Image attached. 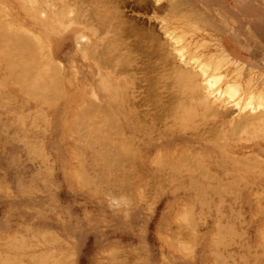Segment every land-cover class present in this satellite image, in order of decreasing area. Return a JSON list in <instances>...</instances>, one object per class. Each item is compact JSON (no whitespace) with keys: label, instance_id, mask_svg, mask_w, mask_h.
I'll use <instances>...</instances> for the list:
<instances>
[{"label":"rangeland","instance_id":"374dc122","mask_svg":"<svg viewBox=\"0 0 264 264\" xmlns=\"http://www.w3.org/2000/svg\"><path fill=\"white\" fill-rule=\"evenodd\" d=\"M26 1L0 2V14L24 22ZM175 1L127 0L119 33L130 46L104 43L99 62L57 43L69 90L44 82L18 45H0V264H264V115L194 98L164 33L185 32L188 55L222 60L243 96L264 92V0ZM108 78L131 118L126 136L104 112L78 111L82 92L87 109L96 92L109 103L98 88ZM91 83L96 92L79 90Z\"/></svg>","mask_w":264,"mask_h":264},{"label":"bare ground","instance_id":"6f19581e","mask_svg":"<svg viewBox=\"0 0 264 264\" xmlns=\"http://www.w3.org/2000/svg\"><path fill=\"white\" fill-rule=\"evenodd\" d=\"M4 1L5 0H2V2L1 1L0 2L4 4ZM56 1L57 0H55V1H52V0H27L26 2H28V5L30 7L29 6L26 7V6H23L22 5L24 7V10L26 11V14L29 15V17H25V21L24 22L19 21L17 17H16L17 19L16 18H12L9 15L10 13L9 14H7V13L4 14L3 13V15H1L2 14L1 12H7L9 10H7L5 8L6 4H4L5 6H3V4H0V7L1 8H4V9H1L0 8V13H1L0 14V42H2V43L3 42H6L5 44H0V45H5V48H6V44H7V46H9V48L8 47L7 48L8 49L12 48L13 50L15 49L14 47H16V45H18L20 47V49H18L19 47L17 46L18 47V48L16 47L17 51H20L21 50L18 53H22L24 55V57L27 54L28 57L32 58L31 60L28 58L31 61V63L33 62L32 64L30 63L32 66L34 64V61H35V63L37 61V65H40V67L37 66L39 68L38 69L36 67V65L34 64V66H35L36 69L40 70L41 72L43 71V73H42L43 74L42 79L43 78L46 79L47 78L46 76H48V78H47L48 80L47 81H44V82H48V81L52 80L51 78H53V80L55 82L54 85L56 84V82L59 84V85L56 84V86H54L55 88H58L59 90H69V86H66V82H63V83L61 82L62 81L61 79H65V78L68 79V77L66 75L67 74V71L65 70V65L62 63L61 60L57 59V56H56V53H55V47L57 46V43L63 42V41H65V40L68 39V40H70L72 42L73 47H74V51H75L76 54H79V52H81L82 55H83V58L86 57V56H87V59H89V58H92V59L97 58V61L98 62L100 60V55L102 54V57L104 55L103 54V48L109 49L108 46H110L111 43H113V42L115 43L116 41H120V39H122L123 42L121 40V43L124 46H126V44H127L128 41L125 44L123 38L127 39V37L123 36L125 34L122 35L119 32H123L127 27L125 25V21L123 20V17L121 16V14H120V12L118 10L121 7H123V6L126 5L127 0H114V3H115L114 10H113V5H111L112 3L110 1H108V0H104V1H106L107 4L110 2L109 4L112 7L109 4L106 5V2L104 3L103 1H102V3H104L105 5L104 4H101V2L99 0H94V1L93 0H58L59 2L57 1V3H55ZM141 1H145V0H141ZM178 1H180V0H178ZM175 2H177V0ZM172 5H175V4H170V10H174V8H173ZM22 6H21V8H22ZM105 6H108V8L107 7L105 8ZM15 7L17 8L16 10H20L21 9L20 6H15ZM10 9H12L11 8V5H10ZM165 14H167V13H165ZM75 21L76 22L79 21L81 23L83 22V24L86 27L85 30H76V28H74V26H73V23ZM79 22H77V23H79ZM121 29H123V30L121 31ZM164 33L166 34L167 38H169V40L171 41L170 43L173 46V50H174L175 54L177 55V59L180 60L183 63V65H185V67L189 65V67H187L186 69H184V70L181 69L180 72L178 71L179 74L176 77H179L180 79L178 78L177 81L182 80L183 83H184L183 85L185 86V84H186V87L188 89H191L193 92L194 91H198L199 92V93L198 92H194V98L196 97V94H198V95L200 94L199 97L201 98V94H202L203 95V98L204 99L206 98L205 100H207L208 102L210 101L209 102V105H210L211 102H212L211 104H213V102L214 103L217 102L216 105L218 104V102L221 103V104L224 101H227L228 103L233 102L231 105H233L236 108H238L239 111H241V110L242 111L243 110L248 111L249 110V111H251V113L252 112L254 113V111H256L257 109H259L258 112L256 111L257 114H260L261 113L262 115H264V92H252V93H248L247 95H244L243 96L242 95V92H241V87L238 84V82L230 83V82H226L224 80L225 75L227 74V72L222 70L223 69V65L221 64L222 63V60H218V61L214 62L212 59H209V60H206L205 59V60H203V59H201L200 56H197V55H188V49H187V46L184 43V40H185V32L176 31L174 28H170L169 29L167 27V28H165ZM109 34H112V35L110 36ZM114 36H117V37L114 38ZM107 42H109V45L107 47L103 46L104 43L108 44ZM8 43H10V44H8ZM13 43H15V45ZM118 44L119 43H117L116 45H118ZM11 46H13V47H11ZM99 46H101V48H99ZM111 46H112V44H111ZM115 46L114 47L112 46L113 49H116ZM128 46H130V45H128ZM88 47H92V49L90 50V52L88 50ZM21 48L24 49V50H22ZM12 49H10V50H12ZM105 49H104V51H105ZM126 50H127V48H126ZM85 51H87V52H85ZM113 52H115V51H113ZM116 52H118V51L116 50ZM16 53L17 52H15V55H16ZM23 55H21V56H23ZM118 55H119V53H118ZM12 56H13V54H12ZM98 56H99V58H98ZM102 57H101V59H102ZM174 59H175V57H174ZM16 60L17 59H15L14 61H16ZM42 61H44V64L46 65L47 69L49 70V71L45 72V73H47V75L44 73V71L46 69H45V66L43 65V62ZM101 61L103 62V60H101ZM104 61H105V59H104ZM111 61H113V58H112ZM17 64H19V62H17ZM27 65H29V64L27 63ZM34 66H33V70H34ZM41 66H43L44 69ZM97 66H99V65H97ZM108 67H109V65H108ZM119 67H121V66H119ZM28 68H29V66H28ZM135 68H136V66H135ZM17 69H15V70H17ZM118 69H120V68H118ZM127 69H129V68H127ZM26 70H28V69H26ZM123 70H125V68ZM30 72L32 73V71H30ZM44 74H45V77H44ZM108 74H109V72H108ZM33 75H37V74H33ZM195 75L197 77H198V75H199V77H201L202 83H198L197 84V81H199V80H196L197 77H195ZM51 76H54V77H51ZM38 81H40V80H38ZM106 82H107V84L101 83L98 88L100 89V87H102V90H111L112 91L111 95H108L107 96L108 101H109L110 104L108 102H107L108 104L106 102L104 104H99L97 102L98 104H96L95 103L96 101H94L92 99L98 97V95L96 94L97 93L96 91H97L98 88L96 86H94V83H91L90 88H89V85L88 84H87L88 87L85 84V86L80 87L79 90H92L90 92H96V93H93L92 94L93 95L92 96L93 98L91 100H87V101H90L89 104H91V109H87L88 107H86L84 105V103H85V97H84L83 92H82V95H81V97L79 99L80 100L79 108H78L79 109L78 110L79 111V114H80V116L82 118H84V117H88V115H89V117H91L90 111H92V110H93L92 111L93 114H94V110L95 111L97 110V111H100V112L102 111V112H104L105 118H111L112 119L111 122L112 121L113 122L114 121L116 122V124H114L116 130L117 129H120L119 130L120 133H122V134H124V136H126V135H128L127 132L129 131L128 122L131 120V118H129V113L126 111L127 112V118L124 119V121H123L122 112L125 111V109L123 107V101H122L123 96L121 97V99L117 100V96L119 94L117 91L118 90H121V89H119V87L116 86L115 82L111 81L110 78H108L106 80ZM36 83H38V84L40 83L39 85H43V86L46 85V84H43L42 82H37L36 81ZM60 83H62V84H60ZM133 83H135V82H133ZM27 84H29V83H27ZM50 84L52 85L53 83H50ZM162 84H163V82H162ZM199 85H200V87H199ZM37 87L39 88L40 86H36V89H37ZM47 88H49L48 85H47ZM187 88H186V90H188ZM199 89L204 90V92L202 91L203 93H201V90H199ZM40 90H42V89H40ZM85 92L87 93V91H84V93ZM184 93H186V92H184ZM204 93H205V95H204ZM55 95H57V94H55ZM61 96H64V95L61 94ZM48 98H49V96H48ZM59 98H61V97L59 96ZM53 99H55V98H53ZM86 99H87V97H86ZM177 99H178V97H177ZM199 99H197V100H199ZM56 100H57V98H56ZM178 100H180V99H178ZM205 100L202 101V99H200V101L205 102V105H206V102L207 101H205ZM208 102H207V104H208ZM92 106H94V107L92 108ZM103 107H104V109H103ZM210 109L212 110L211 107H210ZM213 111H214V107H213L212 113H213ZM207 112H208V110H207ZM257 114L255 113L254 114L255 116H253V117L254 118H258L259 115H257ZM261 114H260V116H262ZM95 115H97V114H95ZM212 115H214V113ZM217 115H219V114H217ZM247 115L244 116L245 119H246V122H247V119H249L248 117H250L249 115L248 116ZM92 116L94 118V115H92ZM221 116H223V115L221 114ZM105 118H104V120H105ZM250 119H251L250 122H252L253 121L252 118H250ZM261 120L264 121V119H261ZM261 120H258V121L260 122ZM263 121H261V122H263ZM254 122H252L251 124L252 125L253 124L255 125ZM239 124L240 123L234 124V125H236V126H234L235 129H236L237 125L240 126ZM248 124H249V120H248ZM257 124H259V123H257ZM105 125L107 126L108 124H105ZM243 125L244 124H242V126ZM111 127H112V124H111ZM125 127H126V129H125ZM237 128H239V127H237ZM254 128H256V127H254ZM110 129H112V128H110ZM233 130H234V128H233ZM236 130L238 131V129H236ZM259 136L260 135H258V137ZM107 141H108V139H107ZM103 148H104V146H103ZM128 152H130V151H128ZM117 162H118V160H117ZM262 162H263V160H262Z\"/></svg>","mask_w":264,"mask_h":264},{"label":"crops","instance_id":"0c3cea01","mask_svg":"<svg viewBox=\"0 0 264 264\" xmlns=\"http://www.w3.org/2000/svg\"><path fill=\"white\" fill-rule=\"evenodd\" d=\"M17 13H20V10L19 11L17 10Z\"/></svg>","mask_w":264,"mask_h":264}]
</instances>
